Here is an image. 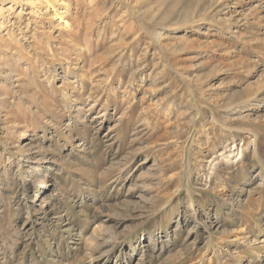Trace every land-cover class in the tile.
Returning a JSON list of instances; mask_svg holds the SVG:
<instances>
[{
  "label": "rangeland",
  "instance_id": "374dc122",
  "mask_svg": "<svg viewBox=\"0 0 264 264\" xmlns=\"http://www.w3.org/2000/svg\"><path fill=\"white\" fill-rule=\"evenodd\" d=\"M0 264H264V0H0Z\"/></svg>",
  "mask_w": 264,
  "mask_h": 264
}]
</instances>
